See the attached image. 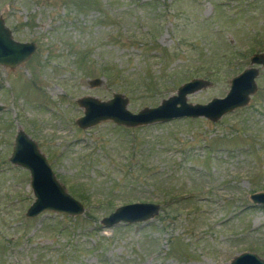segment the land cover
<instances>
[{
  "label": "rangeland",
  "instance_id": "374dc122",
  "mask_svg": "<svg viewBox=\"0 0 264 264\" xmlns=\"http://www.w3.org/2000/svg\"><path fill=\"white\" fill-rule=\"evenodd\" d=\"M19 41L35 43L15 67L0 64V264H226L264 258V66L249 102L213 121L182 117L81 127L82 96L157 106L193 77L206 103L264 52V0H0ZM98 79L97 84L92 80ZM34 139L83 206L34 217L29 171L11 162L15 135ZM148 201L153 218L111 227L115 207Z\"/></svg>",
  "mask_w": 264,
  "mask_h": 264
},
{
  "label": "water",
  "instance_id": "95a60500",
  "mask_svg": "<svg viewBox=\"0 0 264 264\" xmlns=\"http://www.w3.org/2000/svg\"><path fill=\"white\" fill-rule=\"evenodd\" d=\"M34 49V42L14 39L10 29L0 17V64L15 67L26 60ZM249 61V66L230 79L229 90L224 96L212 97L206 103L187 101L189 93L210 85V82L204 78L193 77L178 86L176 93L163 98L157 106L144 107L137 112H131L126 107L127 98L120 93H113V96L107 100L82 96L78 99V103L84 107V113L76 122L81 127H87L109 119L118 125L137 126L199 116L215 121L224 114L245 106L256 91L258 65L264 66V52H254ZM91 82L97 84L99 81L94 79ZM9 159L16 165L26 168L30 173V185L35 198L26 209L28 217H34L47 210L68 215H77L84 211L83 204L58 180L36 141L21 129L15 135ZM249 197L254 204H264V190L252 192ZM159 211L158 203L135 201L115 207L101 219V222L106 227L118 223L144 222L156 216ZM226 264H264V258L255 252L243 251Z\"/></svg>",
  "mask_w": 264,
  "mask_h": 264
}]
</instances>
